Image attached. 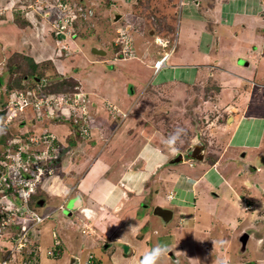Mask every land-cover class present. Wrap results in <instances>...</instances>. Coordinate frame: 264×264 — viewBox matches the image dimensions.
Returning <instances> with one entry per match:
<instances>
[{
	"label": "rangeland",
	"instance_id": "obj_1",
	"mask_svg": "<svg viewBox=\"0 0 264 264\" xmlns=\"http://www.w3.org/2000/svg\"><path fill=\"white\" fill-rule=\"evenodd\" d=\"M197 1L202 3L204 0ZM186 2L183 1L182 4L181 0H143L141 3L138 0H66L62 3L57 0H0V108L5 107L4 98L7 97L9 90V80L16 76L11 75L7 69L8 56H15L16 53L30 57L37 64L38 69L44 68L49 75L56 73L57 70L56 74L60 76L61 72L57 67L53 69L52 64L60 66L67 62L71 66V71L77 68L75 71H79L82 82L85 83L86 77L89 83L86 88H91L90 83L95 88L97 76L95 66L98 65L106 69L115 68L130 77V79L127 77L128 81L138 82L137 87L145 86V80H136L138 73L146 75L144 68L135 60L117 63L113 59L114 55L120 56V51L115 48L123 49L130 36L133 46L131 48L126 46L124 52L130 51L131 59L135 57L138 60L141 58L145 63L146 60L154 62L153 58L159 56L155 54L156 51L163 48L156 44L154 39L156 36H161L156 32L158 27L163 28L162 24L166 22L165 19L162 20L164 13L169 17L166 19L173 26V33L167 32L171 37L163 38L170 41V48H174L172 62L179 66L161 74L155 81L158 83V80L165 76V78L180 79V82L170 88L168 85L150 86L152 89L150 94L143 95L141 91L140 96L134 99L135 103L138 101V105L134 110L131 106L130 110L137 114L139 119L137 133H142L141 128H143V133L148 139L152 137L162 145L160 149L162 153L169 152L164 142L177 128L186 130V135L178 145L180 153L190 150L197 141L205 145L203 161L189 159L188 156L185 162H167L165 166L151 173L149 180L156 185L159 193L152 192L148 197L144 196L146 200L143 199V195H138V191L129 193L131 197L128 196L129 201L125 203L130 202V205H125L119 211L115 210L118 214L115 216L122 218L120 221L122 226L113 236H101L104 234L103 231L100 235L94 230L98 228L97 224L95 227L94 222H98L97 214L100 212L102 201L91 207L97 217L94 221L95 218L89 215L90 221H94L92 226L94 232L83 228L81 220L86 217L83 212L69 215L64 210H56V199L53 201L48 199L42 207H35L34 211L40 215L51 212L50 218L37 224L33 229L31 240L38 243L40 248L37 264L40 262V264H70L71 254L74 252L78 259L76 264H84L88 253L95 255L97 264L98 259L101 264H107L110 258L113 260L118 256L119 250H127L129 254H119L116 260L126 259V261L118 263L113 260L114 264H125L128 260H131L129 264H140L144 250L138 247V252L130 254L129 249L134 245L128 240L135 242L143 237L142 233L145 235L144 239L149 249L156 245H165L169 252H174L175 257L170 259L168 252L162 264H217L219 261H225V264H264V165L261 164L260 159L257 160L264 154V55L260 59L248 58L253 49L251 47L264 51V20L254 14L261 13L262 8L259 6V0H221V3L214 4V12L210 13L215 15V18L213 16L201 18L188 9L189 5ZM213 2L214 0L211 4ZM254 2L256 6H252ZM148 3L150 5L146 8ZM201 6L203 7L198 9L199 13L204 14L208 5L203 3ZM236 7L241 11V15L243 11L251 14L240 15V24L237 26H234L233 22L232 27H221L220 34L224 35V31L227 35L226 39L220 37L225 41L220 42L221 48L212 44L204 47L206 40L210 41L209 37L213 33L211 31L205 33V28L201 27L199 19L206 20L207 25L210 26L215 22L214 19L221 18V15L235 14ZM115 14L122 15L117 23L112 20ZM188 15H196L198 20L193 16V18L187 17ZM60 21L68 26L66 29L68 35L63 41L57 37L60 30L64 32L59 28ZM23 22H28V25ZM124 26L129 30L128 33L123 31ZM240 26L241 30L237 28ZM215 27V25L212 27L214 31H216ZM117 29H119L118 33ZM151 31L154 34H151ZM75 32L76 34H73ZM123 41L125 43H122ZM94 43L102 46L107 51V56L94 55L91 52ZM62 45L70 48L65 54L61 49ZM239 45L243 48H238ZM79 52H82V55ZM92 59L101 61L106 59L110 64L93 65L90 63ZM21 62L18 58L17 63L21 64ZM22 63L28 68L26 61ZM209 63H213L210 79L206 77L208 68L205 66ZM180 64L183 66L181 69ZM190 65H200L196 70L202 75L197 82L201 93L207 81L211 88V91L204 92L198 98L196 94L194 96L193 88H190V93L187 95L179 92L184 86L181 81L187 83L181 80L184 76V67ZM136 69L140 72L134 71ZM188 78L193 80V74ZM215 86L219 87L218 92L215 91ZM98 88L102 89L100 86ZM124 89H127V85ZM106 92L110 93L108 90ZM13 94L8 95L14 98ZM110 95L114 97L113 93ZM127 98L128 96H125L124 100L126 101ZM120 101L119 95L117 102ZM45 113L47 112H43ZM230 115L233 116L232 120L227 122ZM35 117L39 118V115L26 110L11 124V132L15 137L22 135L21 132L30 133L31 130L40 134L43 132L41 125L48 128V125L58 124L57 121L48 122L50 119L45 115L42 119H36L37 124H33ZM44 121L45 123L42 124ZM89 122L85 124L88 125ZM67 124L70 128L73 127L72 123ZM49 129L54 131L52 127ZM63 130L66 128L64 127ZM77 131L74 128L70 139L73 140ZM90 135L93 137L94 133L91 132ZM70 139L66 140V143L70 144ZM134 139L135 136L132 134L130 140L125 143L131 154L139 146L135 144ZM139 139L137 138L136 143ZM2 148L3 146L0 145V156L4 154ZM212 154L217 157L213 165L208 161ZM72 156L74 158H69L67 160L69 162L65 163L66 166L76 171L79 165L84 170L83 161L86 162L88 156L80 154L83 158L81 160L76 155ZM77 160L79 162H76ZM240 160L243 163L239 165ZM119 161L120 158L116 159L114 165H119ZM247 162L257 165L260 171L243 173L241 168ZM97 165L96 161L91 169L86 170L87 184H92L94 178L101 175V171L97 173ZM2 171L6 172V169ZM198 177L199 180L193 185ZM156 187L153 189L155 192ZM41 188L42 184L38 189L37 198L43 197ZM135 188L138 190L137 186ZM142 191L146 192V189ZM120 193L118 189V194L105 201L103 205L109 209L108 211L115 206ZM167 194L173 195L172 201L166 199ZM98 199L102 200L101 197ZM182 199L192 203L196 211H186L187 215H183L180 209L187 205V202ZM7 200L20 202L15 197L13 199L9 197ZM87 204L90 206L91 203L87 202ZM157 205L174 210L171 222L165 223L154 214ZM76 206L82 205L78 203ZM67 208L70 209V205ZM42 209L44 210L41 211ZM194 212H196V221H194ZM130 213L131 215L128 216ZM76 216H80L79 219ZM52 226H58V229L70 226L72 228L70 232L74 237L77 234L80 238L77 248L74 238L72 240L69 236L63 238L64 242L61 235L59 241L54 240L51 234ZM95 233L100 237L98 241H94ZM123 233L127 240L123 242L125 246L117 241L110 242L111 239L123 237ZM243 233L250 235L245 247L240 241ZM10 236V234L4 235L1 243L8 242ZM81 248L83 250L80 252ZM48 251L59 254L48 256Z\"/></svg>",
	"mask_w": 264,
	"mask_h": 264
},
{
	"label": "crops",
	"instance_id": "obj_2",
	"mask_svg": "<svg viewBox=\"0 0 264 264\" xmlns=\"http://www.w3.org/2000/svg\"><path fill=\"white\" fill-rule=\"evenodd\" d=\"M183 1L184 3L187 1L186 3L189 5L188 9L191 12L199 15V17L201 18H203V16H211V17L213 16L215 18V15L213 14L210 15V13L214 12V6H215L214 4L221 3V0H214L213 4H211L213 0H209V1L204 0L202 1V3H198L197 0H195L196 1L195 3L193 2V0H181L182 4H184ZM259 2H260L259 6H261L262 8L261 13H254V14H256V16L262 17L264 20V0L263 2L259 0ZM203 3H207L208 8H206L204 14H201L199 13L198 9L203 7L201 6ZM252 6H256V2H254ZM196 9L198 11H196ZM235 9H236L235 14L229 13L228 16L221 15V18L214 19L215 22L211 24L210 26L207 25L206 20L203 21L202 19L201 20L199 19L201 23V27L205 28L204 32L207 33L208 31L209 32L211 31L213 33V35L209 37L210 41L206 40L205 45H203L204 47L210 46L212 44L213 46H216L217 48H221L220 42H222L223 40H221L220 37H224L225 39L227 38V35L224 31H223L224 35L220 34L221 27L222 28L232 27L233 22L235 23L234 26L235 25L237 26L238 24H240L239 20H240L241 11L238 9V7H236ZM245 14H251V12L243 11L242 15H245ZM192 16L197 18L196 15H190V16L188 15L187 17H192ZM214 25L216 26L215 27L216 31H214V29L212 28ZM206 26H208V28ZM237 28L240 30L242 29L241 26ZM237 39L240 40L239 38ZM132 43L133 41H131L130 48L133 46ZM237 47L243 48V46H240V45ZM251 48L253 49L251 50V53L248 58L254 60L256 57L260 59V57L264 55V51H261V49L259 48L254 49L255 47H251ZM47 50L48 52H51L50 49H47ZM160 51L161 50L156 51L155 54L158 55ZM63 52L65 54V49ZM79 54L82 55V52H79ZM120 54L121 53L119 52V55ZM130 57L131 55H129L128 53L127 55H122V56L120 55L118 57L114 55L113 60H116L117 63L119 62L121 63L123 61L135 60L140 65V67H143L144 68L143 71L146 72L145 73L146 75H143V73L138 71V69L134 70V71L140 72L138 73L139 74L137 75L138 79L136 80L141 79V80L146 81L144 84L145 86H141V88L137 87L138 82L128 81L127 79L128 76L125 75V73H120L115 68L106 69L104 68V66H100V65L95 66L96 67L95 72L97 73L96 77L99 76L98 78L95 77L96 79L95 88L91 83H90L91 88H86L85 86L88 85L89 83L86 81V77H85V83L81 81L82 76L80 75L78 70L75 71L77 68H75L74 71H71V66H69L67 62L65 65L62 64L60 66H57L58 70L63 74L73 73V75H75L73 77L79 82L80 89H82L84 92L89 94V97L87 98V104H86V109L88 110V114L84 116L83 119H80V122L81 121L82 122L81 124L79 123L80 124L79 128L77 129L75 128V131L76 130L78 131H77V134L74 135L73 140L70 139V137H71V133L74 130V127L70 128V126H68L67 124H56L52 126L48 125L49 126L48 129L52 127L54 129L53 132L56 134H59L58 136H60L59 138L60 147L55 152V156H54L55 157L54 158V161H55L54 168L56 171L53 175L46 176L43 179L42 188L40 190V192L43 191V197L42 196H39V198L36 197L37 198L36 203H38L37 207H42L48 199L52 201L56 199L57 203L55 205V209L60 204L64 203L65 207L63 210L69 215L79 214L80 212H83L86 215V217L83 220H88L90 219V216H91L95 218L94 221L97 220V217H98V222L92 221V224L94 222L95 227H96V224L98 226V228L94 230H96V232H98L99 234L101 233V231H103L104 234L101 233L102 235L101 234L100 235L105 236V237L107 235L113 236L121 229L120 226H122V223L120 221L122 220V218L117 217L118 214L115 213V210L119 211L122 208H124L125 205L126 206L130 205V202H128V204L125 203L129 201V199H127V197L130 196L129 193L133 191H138V195H143V197L144 196L148 197L152 192H154L155 194L159 193V189L156 187V185L152 184L151 181L149 180L150 175L151 173L153 174L158 168L165 166L167 162H170L171 157H172V155L168 151L163 152V153L160 152L162 145H160V143L157 142L156 140L154 141L152 137L148 139V137H146V135H144L143 133V128H141L142 133H137L138 131L137 125H138L139 119H138L137 114L133 113V111H131L130 109H131V106H133V110L136 108V106L138 105L137 104L138 101L136 100L137 102L135 103L134 99L137 96H140L141 91L144 93L145 92L144 90H146L147 87L149 88L162 87V86L168 85L170 88L172 86H175L176 83L178 84L180 82V79H171L170 77L165 78V76H163L161 80L159 79L158 83L155 80L161 74L168 72L174 69V67L176 68L179 65H177V63L172 62V58H173V55H172L171 60L169 61L170 63H169L168 68L161 70L158 74H155V72L153 71L154 62H150L146 60V63H145V61L141 60V58L140 60H138V59H135V57L133 59H131ZM155 57L156 58H153V61H155L158 56H155ZM106 61H107L106 59H104L103 61L98 60V59H92L90 63L93 65L94 64L103 65L105 63L108 64L109 62H106ZM212 64L213 63H209L205 65L208 68V71L206 74V77H208V79L212 77V73H210V72H213ZM182 67L183 66L180 64V69ZM198 67H200V65H190V66L184 67V76L181 80L187 83H184L181 81V83H183L184 86L180 88V84H179L180 90L182 89L183 91V88L184 89L193 88V86L197 84L198 80L201 79V76H202L201 73L196 70ZM97 68L99 69L98 71H97ZM190 74H193V80H189L188 76ZM128 78L130 79V77ZM88 81H89V78H88ZM125 85H127V89H124ZM99 86L100 88L102 87V89L98 88L99 89L98 90L97 87ZM103 86H105L104 89H103ZM107 90L108 92L113 93L114 97H112L110 93H107L106 92ZM119 95H120L121 101L118 103L117 96ZM125 96L126 97L128 96L126 101L124 100ZM139 98L140 97H138V99ZM64 110H66L68 114L70 113L72 114L70 107L68 108L65 107ZM89 118H90L89 120L90 122L88 121ZM48 122H51V121L49 120ZM87 122H89L88 125L85 124ZM44 123L45 121L42 122V124ZM41 126L40 128H42L41 129L42 131L44 130V127H41ZM64 127L66 128V130H63ZM84 129H87L88 134L86 135L83 134ZM91 132L94 133L93 137H91L90 135ZM132 134L135 136V139L133 141L135 142L136 145H139V146L137 150H134L131 154V151L129 150V148H127L128 146L125 143L128 140H130V136H132ZM137 138L138 139L141 138L139 139L138 143H136ZM69 139H70V144L66 143V140H69ZM83 140H88L90 142L88 141L82 142ZM71 142L73 145L71 144ZM80 154L88 156V158L86 157L87 158L86 162L83 161V163L85 164L84 165L85 171L83 170V167H80L79 165L76 170L77 172L73 169H69L65 164L69 162L67 160L71 157L74 158L72 155L78 156L79 159L81 160L83 158L80 157ZM118 158H120L121 161H119L118 163L119 165L116 166L114 165V162ZM96 161L98 163L97 173L99 174V172L101 171V175L96 176L92 184H89V183L87 184L86 183L87 178H86L85 172L86 170L91 169L96 163ZM76 162H79V160H77ZM138 163L140 164V166ZM76 176L78 178H76ZM198 180H199V177L194 180L193 185H195ZM134 185L137 186L138 190H136L135 188L136 186ZM155 187H156V192L153 190ZM118 189L121 192L120 195H118L119 199L117 203L115 204V206L111 205L112 210L108 211L109 209H106V207L103 204L105 203L106 200H108V198L110 200L116 195V193L118 194ZM144 189H146V192L142 191ZM167 195H166V199L168 201H172L173 198L168 199ZM98 197H101L102 200L98 199ZM131 199L132 201L135 200L134 197H132ZM143 199L146 200V197H144ZM40 200H43L42 205L39 204ZM98 201H102V204H100V208H101L100 212L97 214V217H95L96 214L94 212V209L91 207L96 206L99 203ZM87 202L91 203L90 206L87 204ZM185 202H187L186 203L187 205H185L183 208L180 209L183 215L185 216L187 215L188 212L186 211H191V210L196 211L195 207H192L193 206L192 203L188 202V200ZM78 203L79 205H82V206L77 207L76 204L78 205ZM69 205H70V209L67 208V206ZM43 210L44 209H42L41 211ZM45 211H48V210H45ZM130 215L131 213L128 214V216ZM193 215H195L194 221H196V218H197L196 212H194ZM79 217L80 216H76L77 219H79ZM27 221L29 222V224H32L30 220H27ZM58 228H59L58 226H52V232H51L52 238L54 240L59 241L60 235H61L62 237L61 239L64 242L63 238H66L69 236V238H72V240L74 238L75 247L77 248V246L80 243V238L78 237L77 234L74 237V234L70 232L72 228L70 226L69 227L64 226L63 229H58ZM154 233H156V229H154ZM142 235L143 237L135 240V242H133L131 239L128 240L130 244L134 245L132 248L129 249L130 254L133 255L135 251L138 252V247L140 248V250H144L145 253L147 252V250H150L146 246V240L144 239L145 235L143 233ZM99 238H100L99 235L95 233L94 241H98ZM111 240H110L111 243L117 241L120 245L123 244L124 246L125 244L123 242H127L124 236V233H123V237L121 236V238L119 239L114 238ZM143 244L144 246L142 247ZM82 250L83 248L80 249V252ZM121 253L129 254L127 250H124V251L119 250L118 256L117 257L115 256V259L113 260L118 263L121 261H126V259L116 260V258H119V254ZM47 255L51 256L48 253ZM71 256L72 257L74 256L77 258L75 252L72 253ZM21 259H22L21 256H19L16 260L11 261L10 264H21L19 263ZM110 259L107 262V264H114L113 260H110ZM130 261L131 260H128V262H126L125 264H129ZM28 262L29 261H25L24 264H27ZM38 262L39 261L36 259L33 262L32 261L29 262V264H37ZM98 264H101L100 259H98Z\"/></svg>",
	"mask_w": 264,
	"mask_h": 264
},
{
	"label": "built area",
	"instance_id": "obj_3",
	"mask_svg": "<svg viewBox=\"0 0 264 264\" xmlns=\"http://www.w3.org/2000/svg\"><path fill=\"white\" fill-rule=\"evenodd\" d=\"M65 27L66 25L61 26L62 29ZM157 41L164 46L166 44V41L162 42L160 38ZM169 56L170 53H167L155 61V73L166 66ZM13 95L15 96L14 98L10 96L7 99L6 111L0 115V134L2 135H8L11 132L10 127L15 118L27 109H32L39 116H43L44 109L47 107L53 108L54 106L57 108L69 106L72 111L80 109L82 113H86L87 98L84 93H76L72 97H54L41 92L39 97H35V93L30 90H20ZM74 121L78 123L79 119L76 118ZM84 131L86 132L85 129ZM54 140L55 136L51 133H44L39 136L24 135L8 140L9 145L3 150L5 153L0 160V164L6 168V172L0 171V213L3 214L0 219V235L8 226L15 223L16 219L30 220L32 224L22 225L18 237L14 238V242L9 246L8 254L0 258V264H9L10 257L23 252L28 247L27 239L31 236V231L34 227L51 217V212L40 215L36 211L31 210L29 203L44 177L54 172L49 164L52 157L50 152L54 149ZM39 141H41L45 149L41 152V156H37L34 159L29 152V148H32V146L29 147V145H35ZM9 197L19 199L20 204L17 205L12 200L8 201L7 198ZM171 197V195L168 196V198ZM58 209L63 210L64 203L60 204ZM86 226L90 227L91 222L86 221ZM34 246L38 248L36 244ZM48 254L56 255L59 253L49 251ZM85 264H96L93 254L88 255Z\"/></svg>",
	"mask_w": 264,
	"mask_h": 264
},
{
	"label": "clouds",
	"instance_id": "obj_4",
	"mask_svg": "<svg viewBox=\"0 0 264 264\" xmlns=\"http://www.w3.org/2000/svg\"><path fill=\"white\" fill-rule=\"evenodd\" d=\"M63 25V23H62V21H60V23H59V28H61V26ZM67 25H66V27L63 29L64 30V32L63 31H61L60 30V33H62V34H68L67 32H66V29H67ZM62 29V28H61ZM71 35V34H70ZM158 38H160L161 40H162V42H164V41H166V44H165V46L162 44V43H160V42H158L157 41V39ZM60 40H66V39H63V38H59ZM154 42L156 43V44H158V45H160V46H162L163 48H160V53H159V56L157 57V59H159V58H162L165 54H167V53H170V56H169V58L167 59V64H166V66L164 67V68H162L161 70H163V69H166V68H168V66H169V61L171 60V57H172V55H173V52H174V48L172 47V48H170V41L169 40H167V39H164L162 36H156L155 37V39H154ZM122 43H125L124 41L122 42ZM115 45H117V44H115ZM127 46V47H126ZM125 47L126 48H130V44H129V41L127 40V43H125ZM125 47H123V50H122V52H123V54L124 55H127V53L129 54V55H131V53H130V51H128L127 53H125L124 51H126V49H125ZM62 50H64L65 49V51L66 50H69V48H68V46H65V45H63L62 46V48H61ZM163 49V50H162ZM107 56V55H106ZM156 59V60H157ZM155 60V61H156ZM155 61H154V64H155ZM154 67V66H153ZM160 70V71H161ZM159 71V72H160ZM154 72H155V67H154ZM159 72H157V73H155V74H158ZM56 73H57V70H56ZM60 75H62V76H65V75H67V74H63V73H60ZM51 82V80H49L47 77H42L41 79H38V80H36V82L35 83H28L27 85H25L26 87L24 88V89H20V90H30L31 92H34L35 93V97H39L40 96V94H41V92H44V93H46V94H48V95H50V96H54V97H56V96H66V97H72L74 94H76V93H79V94H81V93H84L85 95H86V98H88L89 97V94L88 93H86V92H84L82 89H80V86H79V82H78V85L77 86H75L74 87V89H75V92L74 93H72V94H70V95H65V94H63V93H54V92H51V91H49V88L48 89H46V87L45 86H47V85H50L49 83ZM43 85V88H41L40 86H42ZM28 87V88H27ZM20 90H14V91H11V92H8L7 93V97L6 98H4L5 99V106H6V103H7V99L10 97V95H8V94H12V93H15L16 91H20ZM87 104V103H86ZM65 107H69V106H65ZM65 107L63 106V107H59V108H57L56 106H54L53 108H46V109H44V110H46V111H43V112H47V113H45V114H43V115H45L47 118H49L50 119V121H57L58 122V124H67V123H72V125H73V127L74 128H76L77 129V127H79L80 126V124H81V122H80V119H83L84 118V116H86L87 114H88V110L86 109V113H82L81 112V110L79 109V112H78V110H76V111H72L71 110V112H72V114L70 113V114H68L67 112H66V110H64L65 109ZM5 107H2V108H0V115L1 114H3L5 111H6V108L4 109ZM27 110H29V111H32V112H34L32 109H27ZM55 111H56V115H55ZM23 113H25V111L23 112ZM23 113H20L19 114V116L20 115H22ZM36 113V112H35ZM126 116V115H125ZM18 117V116H17ZM17 117L15 118V120L17 119ZM39 118L40 119H42L43 118V116H39ZM39 118H37V117H35V118H33V120L35 121L33 124H36V122H37V120L36 119H39ZM76 118H78L79 119V122L78 123H76L75 121H74V119H76ZM49 121V120H48ZM14 122V121H13ZM80 123V124H79ZM13 124V123H12ZM68 126H69V124H67ZM86 130V132L85 131H83V134H88V131H87V129H85ZM10 131H11V127H10ZM21 133H23L22 135H20ZM21 133H19V135L20 136H24V135H28V136H30V135H35V136H39V135H42V134H44V133H51V134H53L54 136H55V140L53 141L54 142V145H53V147H54V149L53 150H51V158H50V161H49V164L51 165V167L53 168V170H54V172H53V174L55 173V168H54V163H55V161H54V156H55V152L58 150V148L60 147V145H59V136H57V135H59V134H56V133H54L53 131H51L50 129H48V128H44V130H43V132H41L40 134H38L37 132H35V131H30V133H28V132H21ZM9 135H11L12 137H10L8 140H10V139H13L14 137H15V134H13L12 132H10L8 135H2V136H9ZM186 135V130L185 129H183V128H177L172 134H170L167 138H166V140H165V146L167 147V149L169 150V152H170V154L171 155H176V154H178L179 153V144L181 143V141H182V138H183V136H185ZM17 137H19V136H17ZM8 142V141H7ZM196 143H198V142H194V146H195V144ZM8 145H9V143H8ZM7 145V146H8ZM6 146V147H7ZM30 146H32V148H29V152L31 153V156H33L34 157V159L37 157V156H41V152L42 151H44V149L45 148H43V146H42V143H41V141H39L37 144H35V145H29V147ZM5 149V147H3L2 148V151ZM4 152V151H3ZM5 153V152H4ZM4 155V154H3ZM3 155H1L0 156V160L3 158ZM205 157V156H204ZM52 159V160H51ZM1 171V170H0ZM53 174H51V175H53ZM48 176H50V175H48ZM45 178V177H44ZM42 184V183H41ZM40 184V185H41ZM40 188V186L38 187V189ZM38 189L36 190V192L32 195V198H31V201H32V199H34L35 200V202L37 201V199H36V195H37V192H38ZM169 195H171V194H168L167 195V198H168V196ZM172 196V195H171ZM173 198V196L171 197V198H168V199H172ZM30 201V202H31ZM18 204H20V202L19 203H17V205ZM37 205H38V203H36V205L34 206V205H31L30 203H29V207H30V209L31 210H34V208L35 207H37ZM59 207V206H58ZM58 207L56 208L57 210H60V209H58ZM65 207V206H64ZM47 213H49V212H47ZM1 214V213H0ZM46 214V213H45ZM1 219V218H0ZM17 220L18 219H16V221H15V223H12L10 226H8V228L0 235V248H2V249H0V258H3V257H5L7 254H8V251H9V246H10V244H12L13 242H14V238H16V237H18V235H19V233L21 232V229L19 230V232L17 233V234H15V232H14V229H12L13 228V226H15V225H17ZM20 220V224H21V226H20V228H22V225H30L29 224V222L26 220V221H23L22 219H19ZM91 220V218L90 219H88V220H81L82 221V223H83V228L84 229H86L87 231H89V230H91V231H93V229H92V226H93V224H92V221H90ZM86 221H90L91 222V226L90 227H87L86 226ZM6 234H10L11 236V239L8 241V242H6L5 244H3V243H1V238H3L4 237V235H6ZM32 235H33V230L31 231V236H29L28 237V241H27V243H28V247L23 251V252H20V253H18L16 256H13V257H10V262H9V264L11 263V261H14V260H16L19 256H21V261L19 262V263H21V264H24V262L25 261H27V259H29L30 258V260H29V262H33L34 260H38V258H39V245H38V243H36V242H34V241H32L31 240V237H32ZM56 237V236H55ZM36 244V246H38V248H35V245ZM29 250H30V253H29ZM169 251V249L167 248V246H165V245H156V246H154L152 249H150L149 251H147L146 253H144L143 254V257H142V259L140 260V264H162V261H163V258L166 256V254H167V252ZM49 252V251H48ZM170 252H172V251H170ZM169 252V253H170ZM89 254H92V253H89ZM88 254V255H89ZM88 255H87V257L85 258V262H86V259L88 258ZM94 255V254H93ZM94 257H95V255H94ZM169 257L171 258V257H175V254H174V252H172V254L171 255H169ZM29 262L27 263V264H29ZM78 262V261H77ZM76 262V263H77ZM85 262H84V264H85ZM75 263V264H76ZM95 263L97 264V259H96V257H95ZM226 262L225 261H219L217 264H225Z\"/></svg>",
	"mask_w": 264,
	"mask_h": 264
},
{
	"label": "trees",
	"instance_id": "obj_5",
	"mask_svg": "<svg viewBox=\"0 0 264 264\" xmlns=\"http://www.w3.org/2000/svg\"><path fill=\"white\" fill-rule=\"evenodd\" d=\"M57 1L65 3L66 0H57ZM138 1H140V3H141L143 0H138ZM148 5H150V4L149 3L146 4V8ZM162 16H163L162 20L165 19L166 22L164 21V24H162L160 22L162 24L163 28L158 27V31L156 33H157V35L159 34L162 37H166V38L171 37V36L167 35V32H169V33L171 32L170 34H172L173 33V31H172L173 26H171V24L168 23V21H167L168 19H166V18H169V17H166V14L163 13ZM23 23L28 25V22H23ZM115 50H119L121 53L120 55L121 56L123 55V52H122L123 49L122 48H115ZM18 58L22 62L26 61L28 68H26V66H24L22 62H21V64L17 63ZM49 63L51 64L50 61H49ZM55 67H57V65L52 64V68L54 69ZM7 69L11 73V75H16L14 78H11L9 80L10 82L8 84V88H9L8 92H11L14 90L24 89L26 87L25 85H27L28 83H35L36 80L41 79L42 77H47L49 80H51V82L49 83L50 85H47L45 87H46V89L49 88V91L54 92V93H63L65 95H70V94L75 92L74 87L78 85V81L73 77V76H75V75H73V73L67 74L65 76H61V75L57 76L56 73H53L52 75L46 74V72H45L46 70L44 68L38 69L37 64L30 57H27L22 53H16L15 56H12V57L8 56ZM207 82L205 84V89L203 90L202 93H201V90L199 88V85L195 84L193 86V90H194L193 93H194V96L196 94V98H198L200 95H203L204 92H206V91H209V90L211 91V88H209L210 85ZM40 87L43 88V85ZM189 90L190 89H184L183 88V91L181 89L179 92L182 95H187L190 93ZM213 90H214V88H213ZM218 90H219V87L215 86V91L218 92ZM144 91H145V93H143V95H148L151 93L152 89L147 87L146 90H144ZM10 137H12V136L11 135L0 136V145L3 147H6L8 145L7 141ZM215 155H217V154H215ZM216 159H217V157L214 156V154H212V157L208 158V161L210 164L213 165L216 162ZM2 169H6V168L0 164V170L2 171ZM30 204L35 206L36 205L35 200L32 199ZM20 226H21L20 220L18 219L17 225L13 226V228H12V229H14L15 234H17L19 232V230L21 229ZM0 249H2V248H0ZM29 253H30V250H29ZM29 260H30V258L27 259V261H29Z\"/></svg>",
	"mask_w": 264,
	"mask_h": 264
},
{
	"label": "water",
	"instance_id": "obj_6",
	"mask_svg": "<svg viewBox=\"0 0 264 264\" xmlns=\"http://www.w3.org/2000/svg\"><path fill=\"white\" fill-rule=\"evenodd\" d=\"M122 17L121 14H115L114 20L117 21ZM151 34H154L153 31H151ZM59 38H63L65 39V35H59ZM91 52L96 55V56H106L107 55V51L100 45L95 44L94 46H92L91 48ZM1 84V81H0ZM232 115H230L227 119V122H230L232 120ZM35 121L33 120V123ZM198 143L195 144V146L193 145L190 148V151L187 154V156H190L193 159H196L197 161H203L204 158V151H205V145L201 142V141H197ZM184 153H180L178 154V156L174 157L173 162L174 163H179L182 162L184 160ZM261 163H264V154L262 156H260V160ZM258 170L257 165L253 164V163H245L243 165V173H254ZM40 205L43 204V200H40L39 202ZM154 214L158 217H160L162 219L163 222L165 223H169L171 222V220L174 217V211L171 208H167L161 205H157L154 208ZM3 214H0V218H2ZM250 238V235L248 233H243L241 235V244L245 247L247 246L248 240ZM172 252L169 253V255H171ZM77 262V258L76 257H72L70 259V264H75Z\"/></svg>",
	"mask_w": 264,
	"mask_h": 264
},
{
	"label": "flooded vegetation",
	"instance_id": "obj_7",
	"mask_svg": "<svg viewBox=\"0 0 264 264\" xmlns=\"http://www.w3.org/2000/svg\"><path fill=\"white\" fill-rule=\"evenodd\" d=\"M112 20H113L114 22H116V23H117V21H118V20L115 21L114 18H112ZM114 22H113V23H114ZM131 28H132V27H131ZM123 31H124L125 33H128L129 30H126V29H125V26H124V30H123ZM118 32H119V29H117V33H118ZM74 34H76V33H74ZM59 35H62V33L59 32L58 35H57V37H59ZM64 35H65V39H66L68 34H64ZM128 41H129V44L131 45L132 37L129 36ZM94 44H96V43H94ZM189 151H190V150L184 152V157H183L184 160H183L182 162H185V161H186L185 159L188 157L186 153H188ZM178 154H180V152H179ZM178 154H177L176 156H178ZM176 156H174V157H176ZM174 157H171V160H170L171 163H174V162H173ZM187 159H188V158H187ZM189 159H192V158L189 157ZM258 159H260V156H259V158H257V160H258ZM179 163H180V162H179ZM242 163H243V161L240 160V161H239V165L242 164ZM261 164L264 165L263 162H262ZM242 170H243V168H241V171H242ZM258 171H260V169L257 170L256 172H258ZM256 172H255V173H256ZM245 174H246V173H245ZM171 258H172V257H171ZM174 259L177 260L176 258H173V260H174Z\"/></svg>",
	"mask_w": 264,
	"mask_h": 264
}]
</instances>
